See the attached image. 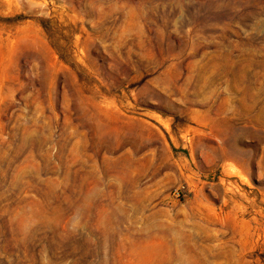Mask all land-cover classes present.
Wrapping results in <instances>:
<instances>
[{
	"label": "rangeland",
	"instance_id": "rangeland-1",
	"mask_svg": "<svg viewBox=\"0 0 264 264\" xmlns=\"http://www.w3.org/2000/svg\"><path fill=\"white\" fill-rule=\"evenodd\" d=\"M0 264H264V0H0Z\"/></svg>",
	"mask_w": 264,
	"mask_h": 264
}]
</instances>
